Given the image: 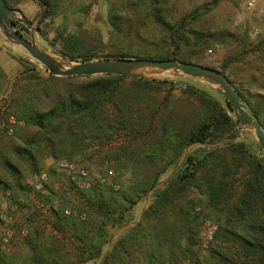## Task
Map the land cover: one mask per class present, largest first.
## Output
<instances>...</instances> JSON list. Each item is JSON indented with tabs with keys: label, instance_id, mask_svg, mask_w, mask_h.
Segmentation results:
<instances>
[{
	"label": "trees",
	"instance_id": "1",
	"mask_svg": "<svg viewBox=\"0 0 264 264\" xmlns=\"http://www.w3.org/2000/svg\"><path fill=\"white\" fill-rule=\"evenodd\" d=\"M4 1L15 8L17 0ZM35 1L42 7L41 20L53 13L54 0ZM128 1L132 13L109 7L111 36L126 45L135 38L144 40L150 23L158 34L155 43L165 45L161 52L139 55L120 48L97 56L73 33L60 34L58 52L79 61L125 57L193 62L182 47L194 51L206 46L213 32L194 23L219 2L209 0L193 11L195 17L189 13L174 21L167 15L168 0ZM13 23L22 35L28 32L22 23ZM252 51L264 58V37L252 44ZM19 60L23 71L12 86L10 105L16 124L11 140L0 148V194L8 203L26 196L29 230L20 243L13 239L0 250V264H264V153L255 140L238 139L242 125L219 93L220 98L185 83L180 87L187 101L184 112L172 98L177 89L173 79L42 76L29 61ZM230 63L226 58L222 68ZM250 81L254 93L231 84L264 126V82L256 77ZM114 140L119 144L111 145ZM104 145L98 162L111 167L107 173L115 169L113 182L99 178L82 188L67 176L71 192L66 197L60 185L54 188L57 180L48 177L40 197L58 194L61 201L53 219H44L29 198L27 177L43 170L48 157L91 159ZM193 145L206 147L187 151ZM126 171L131 176L120 186V174ZM192 189L200 196L188 197ZM149 193L150 203L128 224L136 204ZM73 200L79 206H72ZM66 205L72 209L69 215L63 213ZM207 218L216 230L202 253L200 231ZM12 226L19 228L17 222ZM111 229L122 231L113 239Z\"/></svg>",
	"mask_w": 264,
	"mask_h": 264
},
{
	"label": "rangeland",
	"instance_id": "2",
	"mask_svg": "<svg viewBox=\"0 0 264 264\" xmlns=\"http://www.w3.org/2000/svg\"><path fill=\"white\" fill-rule=\"evenodd\" d=\"M208 1L209 0H168L169 8L167 15L171 20L177 21L185 15L200 9ZM250 1L251 0H219L215 7L205 13L202 12L199 14L194 23L195 27L201 30L212 31L213 33L210 39L205 42L206 46L203 49L195 47L193 49L194 51H189L188 47L184 46L182 47V53L195 63L223 69V71L229 76V80L232 81L235 86L245 92L250 90V92L254 93L256 90L250 79L256 77L259 81L264 82V58L252 51V44L258 42L264 37V0H252V4L249 5ZM54 2L55 9L53 13L43 20L40 19L42 7L35 0H17L14 3L15 8L19 9L25 18L32 21L36 28V37L39 45L50 52L58 55L60 54L58 52V49L60 48V34L66 33L79 35L81 39L85 41L86 47L91 48L97 56H102L120 48H124L131 54H157L161 52L162 47H165V45L155 43L158 34L150 23H148L149 27L143 30V36H145L146 39L141 40L135 38L129 43V47V44L126 45L127 41H118L114 36H111V26L108 22L109 7L112 5L115 8H120L121 13L123 14L132 13L127 8V6H129L128 0H54ZM193 14L195 17V13ZM23 35L29 37V31H23ZM0 46L1 49L5 51V55L8 58V61L3 60L1 62L0 96L5 94L8 96L10 108L12 86L23 71V65L19 58L29 61V63L34 66L36 71L42 76H46L48 71L43 65L31 59L20 48L2 40H0ZM241 50V55L236 57L235 54L240 53L239 51ZM226 58H229L231 63L227 68H222L223 62ZM158 78H168L176 81L177 89L173 91L172 98L179 100L182 104L180 108L184 112L188 111L186 106H184L187 101L186 96L181 93L180 87H183L185 83H191L209 91L214 96L219 97L218 93L211 86L198 80H180L169 75H161L158 76ZM12 136L13 133L11 135H2L0 137V148L8 144ZM238 139L244 141H249L250 139L255 140L253 134L243 126L239 129ZM118 144V140H114L111 143V145ZM199 147L204 148L206 146L193 145L188 147L187 151H192ZM106 149L107 146L104 145L101 149V153L97 157L89 158L90 160L77 157L76 162L74 161L78 166L84 167L88 171L90 182L92 183H95L99 178H104L107 182H113L112 178H110L107 173V169L111 167L105 166L106 164L99 165L98 162ZM55 162L56 161L51 157L46 158L43 170L46 171L48 177L57 180L58 185L61 186L60 193L67 197L71 192L67 178L68 175L66 172L58 171ZM87 163L89 165H87ZM113 171L116 174L115 169H113ZM170 172L171 168L161 175V183L167 179ZM33 175L34 174L29 175L26 179V183L29 187V182L33 178ZM120 176L122 181L119 180L117 183L122 186L131 174L126 171L121 172ZM77 186H80V182ZM27 190L28 189H26V191ZM198 196L200 195H198V192L195 189H192L188 194V197L191 198H197ZM20 197L25 198L26 196ZM151 200L152 193H149L136 204L133 210V217L128 224H132L139 219L142 210ZM7 204L8 201L4 194H0V214L9 213ZM71 204L72 206H79V202H76L75 200H73ZM18 218L19 220H23L21 214H18ZM206 221L215 224L209 218L203 220L200 231V248L202 253H205L210 245L209 243L207 247H203L202 232ZM8 225L12 227L16 235L18 229H16L15 226H12V224L5 225L3 222L0 223V234L2 228L4 226L7 227ZM21 225L22 224H18V227ZM24 225H26L29 230V226L27 224ZM121 231L122 230L111 229L110 232L113 235V239ZM23 238L24 237H13L11 240L14 239V243H20ZM3 248H6V246H1L0 250ZM108 248L109 244L104 246L103 251H106Z\"/></svg>",
	"mask_w": 264,
	"mask_h": 264
},
{
	"label": "water",
	"instance_id": "3",
	"mask_svg": "<svg viewBox=\"0 0 264 264\" xmlns=\"http://www.w3.org/2000/svg\"><path fill=\"white\" fill-rule=\"evenodd\" d=\"M22 23L29 31L25 37L16 31L13 21ZM0 40L20 48L31 59L43 65L54 76H95L114 74L128 78H175L198 80L211 86L231 106L240 124L249 130L264 153V126L227 75L213 67L178 59L100 58L87 61L72 60L42 48L32 21L17 8H10L0 0ZM160 79V78H159Z\"/></svg>",
	"mask_w": 264,
	"mask_h": 264
},
{
	"label": "built area",
	"instance_id": "4",
	"mask_svg": "<svg viewBox=\"0 0 264 264\" xmlns=\"http://www.w3.org/2000/svg\"><path fill=\"white\" fill-rule=\"evenodd\" d=\"M252 0L249 2V5L252 4ZM0 137L2 135H11L14 131V126L16 124V118L14 114L10 111L9 108V98L5 94L0 96ZM56 168L58 171L66 172L68 177L75 181L76 184L80 182V186L83 188H89L90 186V178L88 175V171L81 166H78L74 161L68 160L67 158H60L56 162ZM108 175L112 176L113 171L108 170ZM104 178H102V181ZM48 183V174L45 170H40L39 172L33 175V178L30 180V192L29 198L32 203L39 209L41 215L46 220H52V212L53 209L56 208L60 204V197L58 194H53L49 199H42L41 194L46 193V184ZM55 189H58L59 185L57 182L53 184ZM117 187V185H115ZM6 196L10 195V191H6ZM9 213H1L0 219L3 224H13L17 222L18 224H22L15 235L14 230L11 226L3 227L0 234V247L8 246L9 242L13 237H25L28 234V228L26 225L27 220L25 216L30 213V209L25 205V199L23 197H18L17 201L14 203L7 204ZM72 209L70 206L66 205L63 208V213L65 215H69ZM18 214L23 216V220H19ZM86 217L85 211H82L80 214V218L84 219ZM216 230V225L206 221L203 227L202 239H203V247H207V245L213 240L214 233Z\"/></svg>",
	"mask_w": 264,
	"mask_h": 264
},
{
	"label": "crops",
	"instance_id": "5",
	"mask_svg": "<svg viewBox=\"0 0 264 264\" xmlns=\"http://www.w3.org/2000/svg\"><path fill=\"white\" fill-rule=\"evenodd\" d=\"M2 55V56H1ZM5 51L3 49H0V68H1V62L4 60V61H8V58L7 56L5 55ZM83 264H95L94 261H88L86 263H83Z\"/></svg>",
	"mask_w": 264,
	"mask_h": 264
}]
</instances>
